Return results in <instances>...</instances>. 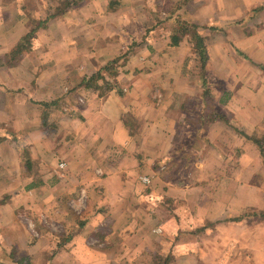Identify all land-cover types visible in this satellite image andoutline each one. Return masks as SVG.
<instances>
[{"label":"crops","instance_id":"0c3cea01","mask_svg":"<svg viewBox=\"0 0 264 264\" xmlns=\"http://www.w3.org/2000/svg\"><path fill=\"white\" fill-rule=\"evenodd\" d=\"M26 1L0 0V264H264V0H77L15 57L61 0Z\"/></svg>","mask_w":264,"mask_h":264},{"label":"rangeland","instance_id":"374dc122","mask_svg":"<svg viewBox=\"0 0 264 264\" xmlns=\"http://www.w3.org/2000/svg\"><path fill=\"white\" fill-rule=\"evenodd\" d=\"M33 1V0H32ZM30 2V3H28L27 1H26V4H25V6L27 7H29V8H31L32 9V6H33V2ZM176 0H161L160 2H162V4H160L159 3V6L160 7H163V9L165 10V11H167V10H171V11H173V6H174V2H175ZM187 1L188 0H180V2H181V4L182 5H185L184 7L185 8H187L190 4H186L187 3ZM46 1L45 0H37V3H38V6H40V7H43V6H45V3ZM77 2V0H61L60 1V4L59 5H54V9H53V14H50V13H47V17L46 18H44V19H41L40 17H39V13L37 12V15H35V14H33V13H31L30 14V21H31V24H32V26H36V28L34 29V27L32 28V29H30L29 31H27L26 32V34L22 37V39L20 40V42L18 43V45H16V47H15V50L13 51V53H12V55L13 56H17V55H19L20 53H22V52H24V51H27L29 48H30V46L32 45V41H33V39H35L36 37H37V31L39 30V29H41L43 26H45V24H46V22H47V19H49V17H51L52 15L54 16V14L55 13H59L60 11H62L63 10V8L64 7H66V6H68V7H72V6H74V4ZM38 8V7H37ZM154 9H158L157 7H155ZM174 12V11H173ZM172 12V14L169 16V15H161V16H163V17H165V21H166V24H168L167 26H169V28L168 29H166L165 31H166V33H164V34H166V35H168V38L170 37V40H171V42L173 43L174 42V39L175 38H179V39H181L182 38V36L183 35H187L188 37H190V40H191V42H192V47H191V49H192V51H193V53L195 54V56H196V60H195V67H197L196 68V70H197V73H196V75L198 76V77H202L203 76V67H201L200 66V62H202V60H203V58H202V56H200V51L202 50H198L197 48H196V45H195V43H196V35H193V34H195V33H197V34H199L196 30H195V28H190L189 27V29L188 28H186V29H188L183 35H180V32L178 31V30H180V31H182V30H184V26H185V24L188 22L186 19H183L182 17V15H180V16H178V14H174ZM36 16H37V18H36ZM158 16V15H157ZM160 16V15H159ZM158 16V17H159ZM179 18H178V17ZM155 18H156V16H155ZM157 19V18H156ZM200 36H201V34H199ZM181 36V37H180ZM202 37V36H201ZM178 39V40H179ZM201 53H202V51H201ZM115 62H118V64H117V66L120 64L119 63V61H116L115 59L114 60H109L105 65H104V67L102 66V67H100L96 72H94L92 75H95L96 73H99L100 74V77H95V79L94 80H92V83H95V86H96V83H97V81H101V80H104V74H106V73H108V74H111L112 73V78L114 77V75H116V73L118 72V69H116V65H115ZM203 63V62H202ZM170 66V65H169ZM191 66H192V63H191ZM192 70H194V68L192 67ZM103 72V75L101 74ZM91 75V76H92ZM88 78H90V76L88 77ZM88 78H85V80H87ZM103 84H105V83H103ZM85 85H86V83H85ZM98 86V85H97ZM207 99H208V106H209V108H210V110L212 109V108H214L215 109V105H214V103H212V102H214V99L213 98H211L210 96H208L207 97ZM197 103V102H196ZM196 103H193L192 102V106L194 107V106H196ZM206 104V105H207ZM195 108V107H194ZM206 108H207V106H206ZM204 114H207V115H209L210 116V111L208 110V109H206L205 111H204ZM130 117V116H129ZM192 119H190V120H192L191 122H197V121H195L196 120V113L194 112L193 113V115H191L190 116ZM207 117V116H206ZM131 118V117H130ZM208 118V117H207ZM131 120V119H130ZM9 129V127L7 128L6 127V129H5V134H8L9 132L7 131ZM195 129V128H194ZM197 129V128H196ZM200 129V128H199ZM263 139H264V137H262ZM262 158H264V156H262ZM183 166V161L181 160V159H179L178 160V162H177V164H175V168H181ZM171 170V169H170ZM250 212V211H249ZM245 214H247V212L245 213Z\"/></svg>","mask_w":264,"mask_h":264},{"label":"trees","instance_id":"16d2710c","mask_svg":"<svg viewBox=\"0 0 264 264\" xmlns=\"http://www.w3.org/2000/svg\"><path fill=\"white\" fill-rule=\"evenodd\" d=\"M186 28H188L189 29V23L187 22L186 24H185V26H184V30H182V31H180V30H178L179 32H180V35H183L188 29H186ZM193 35H196V43H195V45H196V48L198 49V50H201V49H203V47H201V40H202V37L199 35V34H197V33H195V34H193ZM181 37V36H180ZM178 39L179 38H175L174 39V43H177L178 42ZM15 50V49H14ZM13 50V51H14ZM12 51V52H13ZM202 52H203V50H201ZM201 51H200V53H201ZM204 56V54L202 55V58L204 59L205 58V56ZM95 77H100V74L99 73H96L95 75H92V76H90V78H88L87 80H85V82L84 83H86V86H88V87H90V88H94V87H96L95 86V83H92V80H94L95 79ZM107 88H109V86L107 85L106 86ZM51 104H56V106L58 107V101L57 100H55V101H52V102H50ZM49 103V104H50ZM46 103H44V105H45ZM50 104V105H51ZM212 115H213V113H212ZM227 121V120H226ZM248 140H250V141H252L254 144H256V146L258 147V149H259V151H260V154L262 155V156H264V139L262 138H258V137H256V136H248V135H246V134H244V133H242Z\"/></svg>","mask_w":264,"mask_h":264},{"label":"built area","instance_id":"2783aa9c","mask_svg":"<svg viewBox=\"0 0 264 264\" xmlns=\"http://www.w3.org/2000/svg\"><path fill=\"white\" fill-rule=\"evenodd\" d=\"M58 167L60 168V169H62L63 167H64V162H60L59 164H58ZM146 180V179H145Z\"/></svg>","mask_w":264,"mask_h":264}]
</instances>
